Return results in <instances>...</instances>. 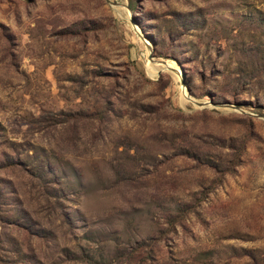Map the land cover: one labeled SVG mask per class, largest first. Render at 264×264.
<instances>
[{"label": "rangeland", "instance_id": "obj_1", "mask_svg": "<svg viewBox=\"0 0 264 264\" xmlns=\"http://www.w3.org/2000/svg\"><path fill=\"white\" fill-rule=\"evenodd\" d=\"M0 264H264V0H0Z\"/></svg>", "mask_w": 264, "mask_h": 264}, {"label": "bare ground", "instance_id": "obj_2", "mask_svg": "<svg viewBox=\"0 0 264 264\" xmlns=\"http://www.w3.org/2000/svg\"><path fill=\"white\" fill-rule=\"evenodd\" d=\"M163 66H165V65H163ZM149 67H150V69L154 70L155 72H158L157 68H155L153 65H150ZM168 68H171V67H168Z\"/></svg>", "mask_w": 264, "mask_h": 264}, {"label": "water", "instance_id": "obj_3", "mask_svg": "<svg viewBox=\"0 0 264 264\" xmlns=\"http://www.w3.org/2000/svg\"><path fill=\"white\" fill-rule=\"evenodd\" d=\"M162 64H163V65H166V66L168 65L166 62H163ZM198 105H199V106H203V104H200V103H198Z\"/></svg>", "mask_w": 264, "mask_h": 264}]
</instances>
